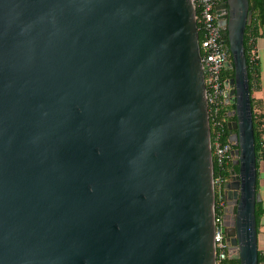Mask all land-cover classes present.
I'll list each match as a JSON object with an SVG mask.
<instances>
[{"label":"water","instance_id":"95a60500","mask_svg":"<svg viewBox=\"0 0 264 264\" xmlns=\"http://www.w3.org/2000/svg\"><path fill=\"white\" fill-rule=\"evenodd\" d=\"M233 150L230 258L258 262L248 0L215 6ZM191 0H0V264H215Z\"/></svg>","mask_w":264,"mask_h":264},{"label":"built area","instance_id":"2783aa9c","mask_svg":"<svg viewBox=\"0 0 264 264\" xmlns=\"http://www.w3.org/2000/svg\"><path fill=\"white\" fill-rule=\"evenodd\" d=\"M195 10V20L198 32L201 63L204 76L205 97L210 126V144L212 163L217 167V173L213 176L215 194L214 216V252L215 264H239L237 259L229 257V244L225 239L223 226V192L224 184L230 179V175L224 173V168L234 160L233 150L236 146L228 140L223 141L225 133L223 116L226 113L224 104V85L221 72L230 61L231 54L224 35L225 26L217 23L215 6L220 0H191ZM250 62H256L257 56L254 45L249 50ZM264 254V253H263Z\"/></svg>","mask_w":264,"mask_h":264},{"label":"trees","instance_id":"16d2710c","mask_svg":"<svg viewBox=\"0 0 264 264\" xmlns=\"http://www.w3.org/2000/svg\"><path fill=\"white\" fill-rule=\"evenodd\" d=\"M225 0H220V2H223ZM249 3V10L251 11L249 22L247 23L243 35V46H244V54L246 58V65H247V75H248V83H249V89H250V102H251V108H252V123H253V133H254V149H255V155L256 160H258L261 157H264V147L262 146V140H261V134H262V120H261V114L254 109V100L251 97V87L253 86L254 82H256V62H250L249 57V50L251 45L253 44V38L254 34L252 33V26L254 25H263L264 24V0H248ZM198 38L201 39V33L198 32ZM231 60V58H230ZM233 76V69H223L221 72V78L222 81L225 79H228ZM230 108H233V105H227L225 106V109L227 110L226 113L223 115L225 117L224 121V129L225 133L223 136V141L228 140L229 131L227 128V121L234 119L233 116H228V112L230 111ZM235 169L237 170V165H233L232 163L229 164L224 168V173L226 175H230V170ZM217 173V167L213 163V176H215ZM260 211L258 210L257 204L255 205V216L256 219L258 217V214ZM258 262L262 263L264 262V254L262 252H258ZM238 264V262L236 261Z\"/></svg>","mask_w":264,"mask_h":264},{"label":"crops","instance_id":"0c3cea01","mask_svg":"<svg viewBox=\"0 0 264 264\" xmlns=\"http://www.w3.org/2000/svg\"><path fill=\"white\" fill-rule=\"evenodd\" d=\"M254 34L253 45L256 52V82L251 87V97L254 100V109L261 114L262 146L264 147V24L252 26ZM256 191L258 193L257 206L260 213L256 219L257 249L264 253V157L256 161Z\"/></svg>","mask_w":264,"mask_h":264},{"label":"flooded vegetation","instance_id":"af4514ba","mask_svg":"<svg viewBox=\"0 0 264 264\" xmlns=\"http://www.w3.org/2000/svg\"><path fill=\"white\" fill-rule=\"evenodd\" d=\"M228 105H232V104H228ZM233 108H230V110H232ZM230 116H232V115H230ZM234 117V116H233ZM233 120V119H232ZM236 166V165H235ZM225 194H226V189H224V192H223V199H224V203H223V208H222V214L224 215V210H226L227 208H228V206H230V205H227V199H226V197H225ZM222 223H223V226H224V224L225 223H227V218H224V216H223V221H222ZM224 229H225V227H224Z\"/></svg>","mask_w":264,"mask_h":264}]
</instances>
